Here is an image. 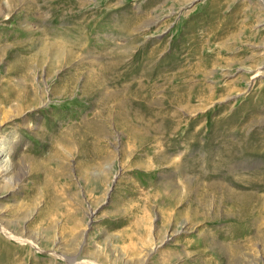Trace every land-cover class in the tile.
Masks as SVG:
<instances>
[{"label":"rangeland","instance_id":"rangeland-1","mask_svg":"<svg viewBox=\"0 0 264 264\" xmlns=\"http://www.w3.org/2000/svg\"><path fill=\"white\" fill-rule=\"evenodd\" d=\"M0 159V264H264V0H0Z\"/></svg>","mask_w":264,"mask_h":264},{"label":"bare ground","instance_id":"bare-ground-1","mask_svg":"<svg viewBox=\"0 0 264 264\" xmlns=\"http://www.w3.org/2000/svg\"><path fill=\"white\" fill-rule=\"evenodd\" d=\"M57 54V53H56ZM99 79V78H98ZM96 81H98V80H96ZM98 83V82H97ZM108 110V109H107ZM77 134V133H76ZM5 161V160H4ZM0 164H2V160L0 159ZM9 165V164H8ZM2 170H4V169H2ZM6 172H8V170L6 171ZM9 174V173H8Z\"/></svg>","mask_w":264,"mask_h":264}]
</instances>
